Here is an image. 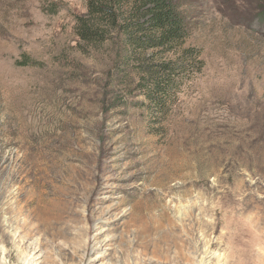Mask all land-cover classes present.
<instances>
[{
	"label": "rangeland",
	"instance_id": "374dc122",
	"mask_svg": "<svg viewBox=\"0 0 264 264\" xmlns=\"http://www.w3.org/2000/svg\"><path fill=\"white\" fill-rule=\"evenodd\" d=\"M173 1L184 40L132 51L0 0V264H264V0Z\"/></svg>",
	"mask_w": 264,
	"mask_h": 264
},
{
	"label": "trees",
	"instance_id": "16d2710c",
	"mask_svg": "<svg viewBox=\"0 0 264 264\" xmlns=\"http://www.w3.org/2000/svg\"><path fill=\"white\" fill-rule=\"evenodd\" d=\"M87 12L89 18L79 21L76 34L89 44L111 41V34L117 41L123 35L122 45L133 51L177 45L186 35L185 20L173 0H88ZM159 67L161 73L154 72L150 80L157 95L165 96L174 69L170 64Z\"/></svg>",
	"mask_w": 264,
	"mask_h": 264
},
{
	"label": "bare ground",
	"instance_id": "6f19581e",
	"mask_svg": "<svg viewBox=\"0 0 264 264\" xmlns=\"http://www.w3.org/2000/svg\"><path fill=\"white\" fill-rule=\"evenodd\" d=\"M210 248V247H209Z\"/></svg>",
	"mask_w": 264,
	"mask_h": 264
}]
</instances>
